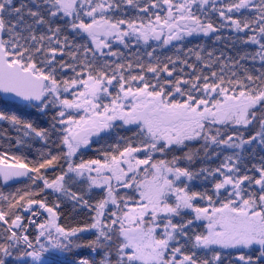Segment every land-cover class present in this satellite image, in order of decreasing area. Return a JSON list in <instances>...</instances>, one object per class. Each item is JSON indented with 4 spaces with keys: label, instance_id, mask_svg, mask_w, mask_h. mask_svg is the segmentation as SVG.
Returning <instances> with one entry per match:
<instances>
[{
    "label": "snow or ice",
    "instance_id": "obj_1",
    "mask_svg": "<svg viewBox=\"0 0 264 264\" xmlns=\"http://www.w3.org/2000/svg\"><path fill=\"white\" fill-rule=\"evenodd\" d=\"M225 27L255 50L150 44ZM0 93L9 146L56 149L0 153L5 182H30L0 193V264H264V0H0ZM21 106L54 112L50 128ZM93 137L110 140L85 158ZM65 204L83 218L62 223Z\"/></svg>",
    "mask_w": 264,
    "mask_h": 264
},
{
    "label": "trees",
    "instance_id": "obj_2",
    "mask_svg": "<svg viewBox=\"0 0 264 264\" xmlns=\"http://www.w3.org/2000/svg\"><path fill=\"white\" fill-rule=\"evenodd\" d=\"M251 52V50H250ZM234 55H237L234 53ZM247 66L252 67L253 62L251 59L247 61ZM259 62L256 61L255 67H259ZM12 105V102H6L3 101L0 98V107H3L4 104ZM11 111L14 112L17 115H20L23 119L26 120H31L33 121L38 127L40 128H50L51 126V117L54 114V112H49L47 115H41L40 113H37L35 109L30 108V107H23L21 106L19 109L18 108H11ZM18 135H22V133H18L15 128H13L9 123L5 121H0V153H7L8 156L10 157L11 155H19L21 154V151L24 152L25 155L28 156V158L34 159L38 158V152L37 150H41L44 152H47L50 148L55 151L56 149L53 148L51 140L48 142L46 145L43 141H41L39 138H33V137H27L25 138L27 142L31 145L30 149H17L15 147H10V142L14 144L15 142V137ZM11 138V141L10 139ZM52 139H56L55 136L52 137ZM231 150L225 151L219 159L213 158L211 161H207L205 164L203 162L197 161L193 167H199V166H208V167H216L220 164L221 160L223 159V155H230ZM247 156V153H245ZM250 159V157H249ZM259 160V149H257V156L256 160L252 162H258ZM8 163H12L11 159L8 160ZM51 175V173H49ZM30 182L26 180L25 182H22L17 185L9 186V187H3L0 184V193L3 195H8L10 196L11 194H14L17 189H24ZM51 199V198H50ZM3 202H0V205H2ZM63 208V215H62V220H66L65 223H73L75 224L78 220L83 218V213H80L77 215L72 211L71 205L70 204H65L62 205ZM91 238V237H87ZM86 254V253H85Z\"/></svg>",
    "mask_w": 264,
    "mask_h": 264
},
{
    "label": "flooded vegetation",
    "instance_id": "obj_3",
    "mask_svg": "<svg viewBox=\"0 0 264 264\" xmlns=\"http://www.w3.org/2000/svg\"><path fill=\"white\" fill-rule=\"evenodd\" d=\"M149 2V0H141V3H146ZM175 2V0H174ZM195 10V9H194ZM154 11H158V10H154ZM118 17L120 18H133L136 16H143V13H140L139 10L137 9H132L130 7H128L127 5H122V10L117 11L115 13ZM147 17H145L146 19ZM213 19H216L215 14H213ZM219 35L221 37V39L219 41L215 40V36ZM236 40V34L233 31H230L227 27L221 29L220 32L216 33V34H210L208 37H204L203 35L200 36H194V37H187L185 38V40L180 41V42H175L171 45L168 46H164V47H158V42L156 41H150V44L152 45V47H156L157 48V53L161 55V58H163L164 56H173L175 57L176 55V49L177 47H183L185 50H187L188 48H199V47H203L204 49L208 50V51H214L217 55H219L220 51L225 52L226 55H232V56H236L234 55L237 54V51L243 53L244 51H248L251 52L254 51V47L251 46H246V45H241L239 43V41H236L235 47H233V41ZM119 49L120 51L124 52L125 55L127 56H135L137 54V52H139L140 55H143V51H144V46L141 43L140 46H133L131 48V50L128 49H124L123 46L117 44L116 42H113V50H117ZM149 51L151 50V48L148 49ZM203 55H206L205 53H202ZM194 60V57H193ZM248 61V60H247ZM247 61H242V63H245L247 65ZM257 61L259 62V60L257 59ZM188 71H190L189 69H185V73H187ZM119 131L121 135L125 134L122 130H115L113 132V137H115V132ZM93 143L91 144V147L88 149H82L85 158H96L97 155V149H100L103 146H106V142H108L110 140V138H97V137H93L92 138ZM207 162V161H206ZM206 162H203L204 164ZM200 167H208V166H199V167H194V169H199ZM214 168V167H212ZM195 184H201L202 183V178L201 180H197L194 181Z\"/></svg>",
    "mask_w": 264,
    "mask_h": 264
},
{
    "label": "water",
    "instance_id": "obj_4",
    "mask_svg": "<svg viewBox=\"0 0 264 264\" xmlns=\"http://www.w3.org/2000/svg\"><path fill=\"white\" fill-rule=\"evenodd\" d=\"M176 41H174L173 43H175ZM172 43V44H173ZM0 98L3 100V101H6V102H12L14 103L13 100H11L8 96H6L5 94L3 93H0ZM27 178L26 177H18V178H13V179H10L8 180L7 182L4 181L3 177L0 176V181H1V184L2 186L4 187H9V186H12V185H17V184H20L24 181H26Z\"/></svg>",
    "mask_w": 264,
    "mask_h": 264
},
{
    "label": "rangeland",
    "instance_id": "obj_5",
    "mask_svg": "<svg viewBox=\"0 0 264 264\" xmlns=\"http://www.w3.org/2000/svg\"><path fill=\"white\" fill-rule=\"evenodd\" d=\"M251 47H254V46H251ZM65 221H66V220H62V219H61V222H62V223H65Z\"/></svg>",
    "mask_w": 264,
    "mask_h": 264
}]
</instances>
